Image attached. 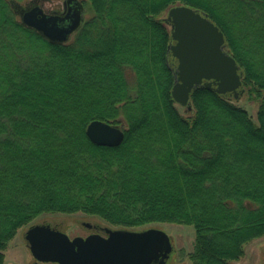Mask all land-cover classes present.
Masks as SVG:
<instances>
[{
	"label": "trees",
	"instance_id": "obj_1",
	"mask_svg": "<svg viewBox=\"0 0 264 264\" xmlns=\"http://www.w3.org/2000/svg\"><path fill=\"white\" fill-rule=\"evenodd\" d=\"M0 0V264L42 214L96 216L128 230L193 226L192 264H233L264 236V0H83L92 16L51 42ZM176 6L220 28L257 121L229 94L172 96ZM126 124L118 147L86 135Z\"/></svg>",
	"mask_w": 264,
	"mask_h": 264
},
{
	"label": "water",
	"instance_id": "obj_2",
	"mask_svg": "<svg viewBox=\"0 0 264 264\" xmlns=\"http://www.w3.org/2000/svg\"><path fill=\"white\" fill-rule=\"evenodd\" d=\"M81 11L79 0H70L64 16L35 6L23 12L22 22L51 42L65 43L82 24ZM164 20L171 27L168 61L175 75L172 96L176 103L189 106L192 91L200 86L239 100L244 91L242 72L226 49L222 31L208 15L176 6ZM86 135L95 145L106 147H118L125 138L123 128L99 120L88 125ZM104 233L71 238L50 224H35L26 231L25 240L34 264H166L174 250L170 236L158 228H104Z\"/></svg>",
	"mask_w": 264,
	"mask_h": 264
},
{
	"label": "rangeland",
	"instance_id": "obj_3",
	"mask_svg": "<svg viewBox=\"0 0 264 264\" xmlns=\"http://www.w3.org/2000/svg\"><path fill=\"white\" fill-rule=\"evenodd\" d=\"M36 1L40 5L45 13L61 12L63 9L64 0H27L22 3L12 2L14 11L22 20V14L25 9L31 7L32 2ZM81 4L83 0H79ZM82 4V22L92 16V12L89 8H83ZM167 13L161 16L162 19H166ZM75 34V33H74ZM74 34L71 35L69 40H72ZM68 40V41H69ZM243 87V86H242ZM244 90V88H243ZM238 105L244 107L257 121V111L259 101L256 99H249L245 90L242 96L236 102ZM178 107L182 114L188 115L187 108L178 104ZM121 128H125L126 124L122 123ZM83 223H90L96 226L100 232H104V228L111 229H123L115 227L99 217L86 215L83 213L76 214H42L38 216L30 225L25 228H21L15 238L10 242L7 250L5 251V264H34L35 260L27 246L25 240V233L31 225L35 224H50L64 233L68 234L71 238L76 236L86 237L94 232L86 228ZM149 228H158L165 231L171 238L174 250L168 259L166 264H192L190 260V254L194 249L195 243V229L193 226L175 224V223H154L147 225L143 228L133 229L135 231L145 230ZM104 234V233H103ZM52 264V263H48ZM233 264H264V236L254 239L245 246L244 256L238 260L233 261Z\"/></svg>",
	"mask_w": 264,
	"mask_h": 264
},
{
	"label": "flooded vegetation",
	"instance_id": "obj_4",
	"mask_svg": "<svg viewBox=\"0 0 264 264\" xmlns=\"http://www.w3.org/2000/svg\"><path fill=\"white\" fill-rule=\"evenodd\" d=\"M35 6H40V5H38L37 2L34 1V2H32L31 7L27 8V9L33 8V7H35ZM40 7H41V6H40ZM41 8H42V7H41ZM69 8H70V0H64V1H63V9H62L61 12H57V11H55V12L47 13V14H54V15L64 16V15L68 12ZM27 9H25V10H27ZM42 9H43V8H42ZM43 10H44V9H43ZM44 12H45V11H44ZM83 225H84L86 228H88V227L86 226V223H83ZM88 229H90V230L93 229V230H94L93 233H100V234H103V233H104V232H100V231L96 228V226H94V225H92V227H91V228H88ZM93 233H91V234H93ZM104 234H105V233H104ZM104 234H103V235H104Z\"/></svg>",
	"mask_w": 264,
	"mask_h": 264
}]
</instances>
